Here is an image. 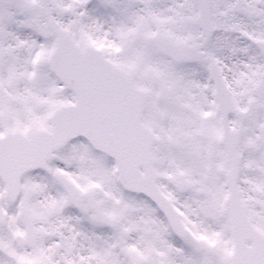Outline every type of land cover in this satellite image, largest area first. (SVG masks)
<instances>
[{"label": "snow or ice", "instance_id": "snow-or-ice-1", "mask_svg": "<svg viewBox=\"0 0 264 264\" xmlns=\"http://www.w3.org/2000/svg\"><path fill=\"white\" fill-rule=\"evenodd\" d=\"M0 264H264V0H0Z\"/></svg>", "mask_w": 264, "mask_h": 264}]
</instances>
